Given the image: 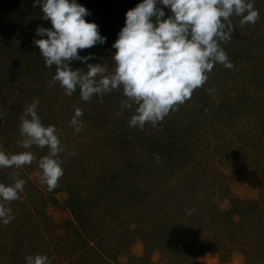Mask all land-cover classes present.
Masks as SVG:
<instances>
[{"label": "rangeland", "instance_id": "obj_1", "mask_svg": "<svg viewBox=\"0 0 264 264\" xmlns=\"http://www.w3.org/2000/svg\"><path fill=\"white\" fill-rule=\"evenodd\" d=\"M140 2L77 0L106 42L78 50L93 58L70 67L87 71L88 63H100L111 73L112 45L126 12ZM33 3L0 0V151L37 157L18 169L0 168V183L11 185L13 172L25 181L20 199L0 200L14 217L0 220V264H27L37 254L51 264H264V0H254V25L231 17L234 33L221 47L233 67L215 64L190 99L142 130L129 126L137 106L121 108L122 87L84 101L79 87L68 96L53 83L56 67L45 66L34 44L41 38L36 29L52 24ZM34 99L64 149V174L52 191L38 166L48 148L18 144L20 116ZM76 108L83 113L79 133L70 123ZM191 182L196 194L181 201ZM210 223L215 228L204 231ZM180 234L205 240L210 250L195 258L169 249Z\"/></svg>", "mask_w": 264, "mask_h": 264}, {"label": "clouds", "instance_id": "obj_2", "mask_svg": "<svg viewBox=\"0 0 264 264\" xmlns=\"http://www.w3.org/2000/svg\"><path fill=\"white\" fill-rule=\"evenodd\" d=\"M33 7H39L43 13L41 19L52 24L51 28L36 29L41 38L34 39V44L45 66L56 67L53 83L59 82L68 96L79 87L84 101L94 95L102 98L122 87L127 99L122 101L121 108L137 106L129 126H139L141 130L148 122L155 127L177 105L190 99L193 91L207 82V73L215 64L233 67L221 47L233 36V15L241 18V26L254 25L259 18L254 0H141L126 12L125 24L112 45L117 51L112 55L115 68L109 73L100 63H88L87 71L70 67L73 60L87 62L93 58L80 56L78 50L106 42L98 25L85 20L90 15L88 9L77 0H34ZM164 8L171 13L167 18ZM38 103L34 99L20 116L19 131L23 139L18 144L26 150L33 145L48 148V154L39 159L38 166L43 172L42 182L52 191L64 174L59 158L64 149L55 126L42 124L36 111ZM3 115L0 114V119ZM82 115V110L76 108L70 122L76 133L82 131L79 120ZM156 159L159 162V154ZM35 160L37 157L31 151L11 155L0 151V168L18 169ZM17 175L12 173L11 185L0 183V200L11 202L21 198L19 193L24 191L25 181ZM13 218L11 209L0 203V220L8 224ZM26 261L51 264L49 257L41 254L28 256Z\"/></svg>", "mask_w": 264, "mask_h": 264}, {"label": "trees", "instance_id": "obj_3", "mask_svg": "<svg viewBox=\"0 0 264 264\" xmlns=\"http://www.w3.org/2000/svg\"><path fill=\"white\" fill-rule=\"evenodd\" d=\"M183 133H186L185 131H181ZM183 135V134H182ZM184 137H186L185 135H183ZM180 177L179 175H176L175 178L173 179L175 182L176 181H179V178ZM173 178V176H172ZM189 179V178H188ZM192 183L194 182H191V186H190V189L188 190L187 194H186V200H185V196L182 197V198H179L181 201H187V200H190L192 199L193 195L196 194L197 192V186L196 188H192ZM169 188L165 191V192H168ZM170 192V191H169ZM180 201V208L178 210H180V212L183 211V215L184 217H190L188 216L190 214V212L186 211V209H184V205L182 204V202ZM229 223H227L228 225ZM216 226V223L214 224H211L208 225V226H205L203 228L204 231L208 232V231H211L212 229H214ZM177 229V228H176ZM174 236V235H173ZM173 240V241H172ZM173 242L172 244H169L170 246H172V248H169V249H176L177 247H180L181 249L185 250V252L187 253L188 256H193V257H201L202 255H204L207 251L210 250L209 246L206 245V242L205 240H198L197 238H192L191 236L186 239V238H183L182 235L180 234V237L179 236H174V238H171V241L170 243ZM238 242V241H236Z\"/></svg>", "mask_w": 264, "mask_h": 264}]
</instances>
